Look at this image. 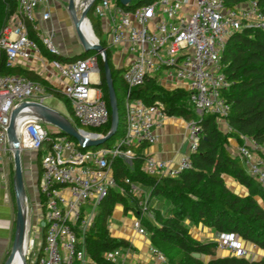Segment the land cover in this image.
<instances>
[{
  "label": "built area",
  "instance_id": "2783aa9c",
  "mask_svg": "<svg viewBox=\"0 0 264 264\" xmlns=\"http://www.w3.org/2000/svg\"><path fill=\"white\" fill-rule=\"evenodd\" d=\"M15 1V11L0 29L4 67H26L29 61L36 62L50 85L68 99L78 127L67 116L71 123L91 139L103 136L82 127L103 126L109 119L100 86L99 53L71 61L47 58L38 42L52 54H63L52 43L56 28L47 23L51 18V0ZM74 3L76 11L81 12L90 4L89 9L92 8L107 34L108 48L112 49V54L116 52L120 56L121 62L116 66L122 69L125 84L126 129L111 146L82 148L34 110L31 103L44 105V97L51 95L38 81L0 71V162L6 155H11L6 130L15 107H19L14 120L19 153L33 151L34 156L39 154L36 193L41 195L42 201L37 198L36 204L42 209L40 221L45 230L37 247V251L40 247V253H35L28 264L35 258L37 264L93 262L86 250L84 234L91 226L97 204L113 187L125 192L112 174V159L131 161L136 148L155 141V129L167 116L161 101L148 104L132 95L147 76L180 83L189 93V102L196 113L185 119L186 150L177 162L144 155L141 166L144 173L178 176L181 170L192 165L190 153L194 152L203 135L199 122L202 114H214L218 128L225 132L232 130L227 121L231 104L223 95L230 80L223 72L221 56L228 36L244 28L264 31V11L256 0L242 1L235 7L226 6L224 0H152L131 8L123 7L118 0H74ZM86 18L90 23L88 14ZM30 29L34 38L29 36ZM22 103L25 105L20 106ZM240 137L241 141L237 140L231 152L240 158L244 170L264 186V142L245 134ZM126 182L130 184V190L138 191L133 182L129 179ZM138 206L140 214L134 217L133 227L139 234H147L141 222L146 215L153 217L147 197L140 200ZM217 236L216 250H225L237 257H253L237 233L219 232ZM25 245L23 256L37 242L25 237ZM149 250L155 256L152 264H168L167 256L153 244L149 245ZM102 256L114 264H125L121 247L104 251ZM119 258L123 261L118 262Z\"/></svg>",
  "mask_w": 264,
  "mask_h": 264
},
{
  "label": "trees",
  "instance_id": "16d2710c",
  "mask_svg": "<svg viewBox=\"0 0 264 264\" xmlns=\"http://www.w3.org/2000/svg\"><path fill=\"white\" fill-rule=\"evenodd\" d=\"M150 1L152 0H131L123 7L131 8ZM242 1L248 0H224L228 7H235L234 5ZM256 1L264 11V0ZM15 9V0H0V29ZM91 10L92 8L88 10V15ZM88 18L97 35V30H101L99 18L97 16L93 19L89 16ZM29 36L34 38L31 29ZM97 37L99 43L106 49V59L111 68L117 99V130L109 140L100 145L111 146L115 140L123 136L126 129L123 108L125 84L121 75L122 69L117 67L112 59V49L108 48L105 39L99 38L98 35ZM38 45L42 54L47 58L63 61H71L96 53L93 50L57 56L46 50L44 45L39 42ZM221 56L224 64L223 72L230 80V85L225 89L223 95L231 104L227 121L231 124L232 130L225 132L218 128L214 114H202L199 117V122L203 128V135L194 152L190 153L192 165L181 170L178 176H157L144 173L141 170L144 160V154L141 152L142 147L136 148L135 155L131 159V166H127L122 158H113L111 162L112 174H114L117 184L125 192L117 187L108 190L98 202L91 226L84 234L88 256L96 263L114 264L112 261L106 260L102 253L115 250L118 247H130L128 240L111 236L108 228V220L114 212L116 203H121L124 206L125 213L132 209L136 216L140 214V206L134 202L136 198L130 190V184L126 182V179H129L131 182L136 181L147 185L150 188L151 196H157L168 203L163 210L157 208L152 210L153 220L141 219L151 244L167 256L168 264H264V255L259 259L237 257L232 254L218 255L216 241L204 242L195 239L191 236L185 221L188 220L193 224L202 223L214 228L217 233L235 232L243 240H248L264 250V186L259 185L244 170L240 158L228 148L229 137H235L241 141L240 135L243 134L258 142H264V31L259 28H244L231 33ZM3 59L4 53L0 51L1 72L14 73L38 81L47 93L64 99L69 115L74 119L68 99L62 92L53 88L45 78L30 68L17 65L10 68L4 67ZM97 60L101 76L100 86L109 110V119L103 126L90 127L92 129L90 131L105 135L111 126V108L103 60L99 54H97ZM132 95L141 98L148 104L161 101L168 116L178 115L184 119L196 116L194 107L192 106L191 109L185 105L189 102V93L186 90L182 88L165 89L158 83L155 76H147L143 84L133 90ZM74 125L78 127L76 122ZM38 156L37 152L34 159L37 165L36 185L40 173ZM224 175L235 178L239 184L247 187L248 192L245 195L236 193L226 185ZM38 200L42 201L39 193ZM44 230V226H41V241ZM197 252L200 253L199 257L193 255ZM39 253L40 248L36 255ZM202 255L210 256L211 259L204 262L201 258ZM32 264L37 263L33 262Z\"/></svg>",
  "mask_w": 264,
  "mask_h": 264
},
{
  "label": "crops",
  "instance_id": "0c3cea01",
  "mask_svg": "<svg viewBox=\"0 0 264 264\" xmlns=\"http://www.w3.org/2000/svg\"><path fill=\"white\" fill-rule=\"evenodd\" d=\"M57 0H51L50 4V12L53 9V2ZM52 17V12H51ZM52 25V20L47 22ZM112 59H114L115 64L121 62L120 56L114 52L112 54ZM25 68H30L36 73H38L41 77L44 78V75L37 68V63L34 61H29ZM46 79V78H45ZM158 83L163 86L165 89H176L182 88L180 83H175L173 81L165 80L163 77H160ZM183 89V88H182ZM161 126L155 129L156 139L154 142L146 144L142 147L141 152L145 154H152L156 156L158 159H170L173 162H177L183 153L182 149L184 144L186 143V122L182 116H165L161 122ZM228 148L230 151H233L237 139L235 137H229ZM186 150V149H185ZM7 156V155H6ZM4 157L2 162H0V264H3L5 261V257L9 253L11 247V240L14 231V219H15V206L13 208L10 203L9 194L7 193L6 186V177H4L5 171V161ZM35 167V182L37 181ZM224 179L227 186H230L231 189L236 191L240 195H245L248 192L246 186H242L239 184L235 178L230 175H224ZM133 184L141 189V192L145 193L148 204L151 208V211L154 208L157 209H165L167 206V201H163L159 199L157 196L150 195V188L146 185H142L139 182L133 181ZM140 187V188H139ZM145 197V198H146ZM35 198L37 200L38 194L36 193L35 186ZM115 219L112 220V216L108 220V228L109 233L113 237H119L128 240L130 243V247H123L122 253L125 256V264H152L155 262V256L150 252L149 245L151 244V240L147 234H139L133 227V219L136 216L135 212L130 209L127 213L124 212V206L121 203H116L114 206ZM114 213V212H113ZM153 213V211H152ZM149 215H146L147 218ZM150 217V216H149ZM39 217V225H40ZM189 227V232L192 237L198 239L200 241H216L217 240V232L215 229L210 228L202 223L193 224L188 220H185ZM244 246L247 247L253 253V257L255 259H259L263 257L264 250L257 247L255 244L248 240H243ZM216 253L220 256L229 255L225 250H216ZM93 261V260H92ZM118 262L123 261L122 258L117 260ZM96 262H90L89 264H95ZM101 264V263H98Z\"/></svg>",
  "mask_w": 264,
  "mask_h": 264
},
{
  "label": "water",
  "instance_id": "95a60500",
  "mask_svg": "<svg viewBox=\"0 0 264 264\" xmlns=\"http://www.w3.org/2000/svg\"><path fill=\"white\" fill-rule=\"evenodd\" d=\"M131 0H118V2L124 6L128 4ZM90 4H88L81 12L78 14L76 11V6L74 0H68L67 10L70 13L73 26L77 32V35L80 39L81 44L83 45L82 51H93L95 50L96 53L101 55V59L103 60V69H104V76L107 83V92L109 96V106L111 108V121H110V129L108 132L100 137H95V139H91L88 136L84 135L82 130H78L69 120V118L64 115L60 114L57 110L52 109L45 104L39 103H31L34 107V110L38 113V115L44 120L50 123L53 126L59 128L61 133L70 136L74 139L78 145L82 148L89 149L96 146L101 145L106 140H109L112 135L117 130V123H118V108H117V99H116V92H114L113 86V78L111 76V68L109 66L108 60L106 59V49L105 47L97 41V37L95 41L88 42L83 38L81 28L79 25L83 19H87L86 16L88 14ZM88 21V20H87ZM90 26V23L88 21ZM91 27V26H90ZM92 28V27H91ZM93 30V29H92ZM25 103H22L20 106H24ZM19 107H15L11 111L9 123L7 125V140L10 144L11 148V161L13 162V193H14V200H15V219H14V231L11 240V247L9 253L5 257V261L3 264H13V256L16 251L20 252V259H22V264H26V261L22 254V248L25 246V237H26V218L25 213L22 210V205H24V201L26 199V195L24 193V184H23V177H22V168H21V160L19 159V148L17 144V138L15 135V128H14V120L16 114L18 112ZM186 143L183 146L182 151L185 152ZM25 207V206H24ZM40 225H43V221H40ZM40 248V247H39ZM38 248V250H39ZM195 257H199L200 253H194ZM33 262H36V258Z\"/></svg>",
  "mask_w": 264,
  "mask_h": 264
},
{
  "label": "rangeland",
  "instance_id": "374dc122",
  "mask_svg": "<svg viewBox=\"0 0 264 264\" xmlns=\"http://www.w3.org/2000/svg\"><path fill=\"white\" fill-rule=\"evenodd\" d=\"M53 3H55L53 4L55 6H53V9L51 11L52 12L51 20H52V26L56 28V34L55 36L52 37L53 45H56L59 48V50H61L62 53L66 55H73L81 52L83 50V45L80 42L77 32L73 26L70 13L67 10L68 0H57ZM77 11L78 14H81V11H79V9H77ZM88 16L91 19L96 18V15L92 10ZM94 35H96V33ZM97 35L99 36V38L107 40V34L102 30V28L101 30L99 29L97 30ZM97 35L95 37H97ZM46 80L48 81V79ZM43 103L57 110L60 114H64L70 117L69 111L66 108L63 98H59L53 95H46L43 99ZM185 105L188 108L192 109V105L190 102L185 103ZM70 118L72 119V117ZM72 121L73 123H75L74 119H72ZM48 126L53 128V126L51 125ZM82 127L86 131L92 130L89 126H82ZM228 145H230L229 139H228ZM4 159H5L4 177H6L7 193L9 194L10 203L14 208L15 200H14L13 184H12L13 162L11 161V155L5 156ZM19 159L21 160L24 193L26 195V200L24 201V206H25L24 212H25L26 226H27L26 238H33L34 241L37 242V245L31 251L25 253V255L23 256L26 263L28 264L33 259L34 254L37 251V247L41 243V226H39L38 223L39 217H41V209L36 204L37 200L35 198V186H36L35 167H37V165H36V161L34 160L35 159L34 152L21 151L19 153ZM125 163L127 164V166H131L130 160L125 161ZM137 190H138L137 192L132 191V193L136 198V201H134L135 203H138L140 200L146 197L145 196L146 194L141 192V189H137ZM25 208L27 209V211ZM115 213L116 211L114 210V213L112 214V220L115 219ZM147 218L153 220V217L151 218L148 216ZM143 226L145 227V225ZM201 258L204 262H208L211 259V257L207 255H202Z\"/></svg>",
  "mask_w": 264,
  "mask_h": 264
},
{
  "label": "bare ground",
  "instance_id": "6f19581e",
  "mask_svg": "<svg viewBox=\"0 0 264 264\" xmlns=\"http://www.w3.org/2000/svg\"><path fill=\"white\" fill-rule=\"evenodd\" d=\"M79 28H81L83 38L86 41H88V42L95 41L96 37L94 35V31L89 26L87 19H83L81 21ZM22 210L24 212V205H22ZM22 254H24V247L22 248ZM13 264H22V259H20V252L19 251H16V253L13 256Z\"/></svg>",
  "mask_w": 264,
  "mask_h": 264
}]
</instances>
